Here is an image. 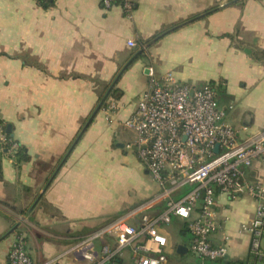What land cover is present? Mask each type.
Masks as SVG:
<instances>
[{"label": "crops", "instance_id": "obj_1", "mask_svg": "<svg viewBox=\"0 0 264 264\" xmlns=\"http://www.w3.org/2000/svg\"><path fill=\"white\" fill-rule=\"evenodd\" d=\"M133 1L129 18L100 0H0V120L28 156L16 165L0 150V264L16 234L32 264H91L70 252L83 237L116 219L136 224L143 212L165 209V197L149 203L161 188L127 147L135 133L123 125L146 88L148 67L193 86L213 81L239 139L264 130V0L216 10L229 0ZM141 43L144 55L116 83L121 95L107 99L116 103L111 120L99 109L80 134L99 94ZM245 172L264 185V159ZM180 189L171 198L179 199ZM214 192L219 230L212 243L227 233L224 264L248 262L250 235L238 227L253 215L254 200L246 192ZM186 224L172 216L161 227L169 264H204L188 249ZM105 244L112 248L115 240L95 241ZM116 262L137 264L130 247Z\"/></svg>", "mask_w": 264, "mask_h": 264}, {"label": "built area", "instance_id": "obj_2", "mask_svg": "<svg viewBox=\"0 0 264 264\" xmlns=\"http://www.w3.org/2000/svg\"><path fill=\"white\" fill-rule=\"evenodd\" d=\"M37 1L48 4L53 0ZM100 2L104 9L119 5L126 17L132 16L133 0ZM127 45L136 47L137 43L129 39ZM147 69L146 88L123 125L135 133V140L127 147L135 149L137 159L161 188L149 203L165 197V209L157 215L143 212L136 224L128 223L127 218L116 219L83 237L70 252L91 264H118L116 258L130 247L137 264H169L167 237L161 227L178 216L186 220L191 235L188 249L196 258H222L231 237L222 233L219 243L211 240L219 230L214 192L218 187L229 195L246 192L254 200L253 215L238 229L250 235L249 264H264V185L249 181L245 172L254 160L264 159V130L239 139L218 105L212 84L193 86L179 80L173 71L156 75L151 67ZM115 109V101L108 100L103 108L108 121ZM18 147L0 120V150L5 149L14 159ZM184 185L191 188L179 199L171 198V193ZM105 236L115 240L114 247L95 246V241ZM7 264H32L21 234L10 244Z\"/></svg>", "mask_w": 264, "mask_h": 264}, {"label": "trees", "instance_id": "obj_3", "mask_svg": "<svg viewBox=\"0 0 264 264\" xmlns=\"http://www.w3.org/2000/svg\"><path fill=\"white\" fill-rule=\"evenodd\" d=\"M146 43H141L140 47L143 48L146 45ZM143 55H144V50L142 49L140 54L138 55V57L143 56ZM117 74L115 75V77L117 76ZM119 78H120V75L118 76L116 82L113 85L109 84V85L105 86L104 90L99 94L98 100H97V104L103 98L105 93L108 92L106 99L101 103L100 109H102V108H104L106 106V101H107V99L109 97L117 99L121 95V90L118 87H116V83L119 80ZM210 84H212L214 86L213 81H211ZM8 134H9V132H8ZM9 136H10V134H9ZM3 152L6 153L5 149L3 150ZM14 156H15V159H14L15 162L14 163L16 165H18L22 161H25L28 158V156H27V154L25 152V148L24 147H20V146L17 148ZM0 174H1V171H0ZM190 188H191V186H189V185L182 186L181 189H180L179 196L181 197ZM251 260H249L248 262L244 261V262H240V263L237 262V263H234V264H249L251 262ZM202 261H205L204 264H224V259L223 258H219V259H204Z\"/></svg>", "mask_w": 264, "mask_h": 264}, {"label": "water", "instance_id": "obj_4", "mask_svg": "<svg viewBox=\"0 0 264 264\" xmlns=\"http://www.w3.org/2000/svg\"><path fill=\"white\" fill-rule=\"evenodd\" d=\"M236 1H238V0H229V1H226L225 3H222L221 5H218V6H216L214 9L216 10L217 8L219 9V8H222V7H224V6H227V5H230V4H233V3H235ZM214 9H212V10H214ZM206 13V12H205ZM205 13H203V14H205ZM201 16V15H200ZM158 37H160V35H158ZM153 41V40H152ZM142 49H144V48H142ZM142 49H139V50H137L136 52H135V54L124 64V66L120 69V71L118 72V74H117V76L115 77V79L113 80V82L111 83V85H113L115 82H116V80H117V78H118V76L127 68V66L134 60V59H136V57L140 54V52H141V50ZM107 94H108V92H106L105 93V95L103 96V98L100 100V102L96 105V107H95V109H94V111L92 112V114L90 115V117H89V119L87 120V122L85 123V125L83 126V128H82V130H81V132H80V134L86 129V127L88 126V124L91 122V120L93 119V117H94V115L98 112V110L100 109V106H101V103L106 99V97H107ZM7 132H9V127H7ZM80 136V135H79ZM217 149H218V146L217 145H215V147H214V150L215 151H217ZM181 246H178L177 247V250L178 251H180L181 250ZM223 259H226V255L225 256H223L222 257ZM215 259H219V258H215ZM225 264H227V261H225Z\"/></svg>", "mask_w": 264, "mask_h": 264}, {"label": "rangeland", "instance_id": "obj_5", "mask_svg": "<svg viewBox=\"0 0 264 264\" xmlns=\"http://www.w3.org/2000/svg\"><path fill=\"white\" fill-rule=\"evenodd\" d=\"M216 90V89H215Z\"/></svg>", "mask_w": 264, "mask_h": 264}]
</instances>
